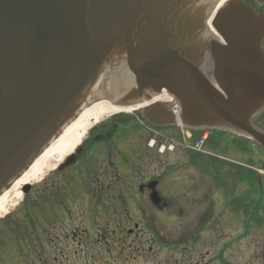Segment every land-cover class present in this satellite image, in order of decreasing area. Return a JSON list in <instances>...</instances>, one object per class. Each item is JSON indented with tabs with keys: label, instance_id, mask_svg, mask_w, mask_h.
<instances>
[{
	"label": "water",
	"instance_id": "1",
	"mask_svg": "<svg viewBox=\"0 0 264 264\" xmlns=\"http://www.w3.org/2000/svg\"><path fill=\"white\" fill-rule=\"evenodd\" d=\"M222 1L0 0V197L103 100L136 109L166 91L188 128L228 130L264 148L252 124L264 112V17L228 1L213 23L229 44L220 46L207 23ZM211 54L215 82L205 76ZM143 116L178 125L170 105Z\"/></svg>",
	"mask_w": 264,
	"mask_h": 264
},
{
	"label": "flooded vegetation",
	"instance_id": "2",
	"mask_svg": "<svg viewBox=\"0 0 264 264\" xmlns=\"http://www.w3.org/2000/svg\"><path fill=\"white\" fill-rule=\"evenodd\" d=\"M240 1L264 17V0ZM208 36L220 46H229L209 27ZM231 57L227 53L230 62ZM210 65L207 60L205 76L215 82L216 72ZM252 122L264 131V112ZM212 135L208 146L211 155L188 153L191 161L205 168L212 166L213 160L223 164L222 157L231 151L225 132L214 131ZM151 137L156 138L153 147L149 145ZM236 137V145L251 144L246 138ZM158 143L159 126L144 119L142 111L121 112L93 127L75 150L73 162L70 158L62 163L54 178L45 180L46 187L25 190L24 195L30 199L26 213L29 223L23 226L19 220L9 226L18 236L0 242V264H210L212 254L226 259L225 253L203 252L192 245L232 238L225 232L228 218L223 220L221 213L214 215L212 207L216 204L207 205L197 199L190 205L170 203L160 191L164 174L159 172ZM230 167L241 174L244 171ZM210 174L204 173V177L213 181ZM234 206L240 211L234 219L238 222L244 212L242 207ZM258 220L250 223L249 232ZM223 221L225 224L220 226ZM178 243L187 244L181 253ZM233 254L228 258L234 259ZM263 254L257 256L262 258Z\"/></svg>",
	"mask_w": 264,
	"mask_h": 264
},
{
	"label": "rangeland",
	"instance_id": "3",
	"mask_svg": "<svg viewBox=\"0 0 264 264\" xmlns=\"http://www.w3.org/2000/svg\"><path fill=\"white\" fill-rule=\"evenodd\" d=\"M226 134L230 142L228 147L229 150L231 149L230 154L222 157L223 164L219 162V159L217 162L213 160L212 166L205 168L202 163H196L189 159L188 153L192 150L186 147L184 134L179 128H160L158 151H164L159 145L166 148L164 154L159 153V161L161 162L159 172L162 175L164 174L160 191L162 190L167 195L170 203L190 205L199 200L200 202L204 201L207 205L210 203L216 204V207L211 206L214 208V215L221 213L224 216L223 220L228 218L225 232L227 231L232 238L223 240V242H211L210 244H192L201 247L203 252L208 250L209 252L226 254V259H220L219 255L212 254L213 256L209 260L210 264H264V254L262 258L257 256L264 253V149L253 143H239V145H236L234 138H237V135L230 132H226ZM155 141L156 138L151 137L149 145L153 147ZM236 149L239 150L237 154L234 152ZM230 166L239 167L247 172L243 171L241 174ZM56 168L48 170L41 180L33 182L29 188L42 189L46 187L47 181L53 179L57 173L58 169ZM209 172L218 175L217 178ZM204 173L210 174L213 181L205 178ZM47 178L48 180L45 182ZM55 181L56 179H54ZM204 182H207L208 185L203 187ZM197 184H200L199 188H197ZM24 194L10 208L9 214L4 218H0V220L5 219L4 224L0 225V242L12 241L14 236H18V233H15L13 228L9 227L14 221H22L20 223L23 226H27V223H29V217L26 218L29 196ZM24 201L27 202L26 206L23 204ZM234 204L242 207L244 212L243 218L241 214L242 219L240 218L238 222H235L234 219L238 217L240 211L236 210ZM232 211H234L235 216H233ZM173 212H177L180 216L182 214L187 216L183 211L174 210ZM184 218L187 219V217ZM254 220L258 221L254 222L249 232L248 226ZM223 224H225L224 221L219 223L220 226ZM49 225L52 224L49 223ZM46 228L49 229L50 226ZM208 234L206 232V235ZM239 238L240 240L236 242L235 239ZM177 246L181 253L187 244L178 243ZM11 250L15 249L12 248ZM173 252L176 257L182 258V254L178 251ZM232 252H234L235 257L229 259L228 256Z\"/></svg>",
	"mask_w": 264,
	"mask_h": 264
},
{
	"label": "bare ground",
	"instance_id": "4",
	"mask_svg": "<svg viewBox=\"0 0 264 264\" xmlns=\"http://www.w3.org/2000/svg\"><path fill=\"white\" fill-rule=\"evenodd\" d=\"M226 0L220 2V7ZM218 59V58H217ZM211 67L214 70L216 66L215 55L208 58ZM216 72V70H215ZM217 76V72H216ZM125 79L119 85L126 84ZM170 95L163 91L156 95L151 102L144 104L142 107L122 108L114 105L112 101L103 100L91 105L58 139L57 141L31 166V168L18 179L13 186L0 197V218L6 216L10 212V208L16 201L21 199L23 192L27 190L33 182L41 180L48 170L60 166L75 152L78 146L84 141L89 129L94 122H99L103 118L113 116L116 113H134L141 108H145L154 104H169Z\"/></svg>",
	"mask_w": 264,
	"mask_h": 264
},
{
	"label": "trees",
	"instance_id": "5",
	"mask_svg": "<svg viewBox=\"0 0 264 264\" xmlns=\"http://www.w3.org/2000/svg\"><path fill=\"white\" fill-rule=\"evenodd\" d=\"M198 136H199V133H196V134H195V137L197 138ZM196 138H195V139H196ZM212 139H213V138H211V140L209 141V143L212 141Z\"/></svg>",
	"mask_w": 264,
	"mask_h": 264
}]
</instances>
